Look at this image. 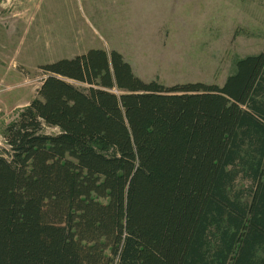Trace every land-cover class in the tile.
<instances>
[{
	"label": "trees",
	"instance_id": "obj_1",
	"mask_svg": "<svg viewBox=\"0 0 264 264\" xmlns=\"http://www.w3.org/2000/svg\"><path fill=\"white\" fill-rule=\"evenodd\" d=\"M40 68L2 131L0 264H264V52L222 85L115 49Z\"/></svg>",
	"mask_w": 264,
	"mask_h": 264
},
{
	"label": "rangeland",
	"instance_id": "obj_2",
	"mask_svg": "<svg viewBox=\"0 0 264 264\" xmlns=\"http://www.w3.org/2000/svg\"><path fill=\"white\" fill-rule=\"evenodd\" d=\"M90 48L117 50L144 81L222 85L236 59L264 52V0H0V148L40 66Z\"/></svg>",
	"mask_w": 264,
	"mask_h": 264
}]
</instances>
